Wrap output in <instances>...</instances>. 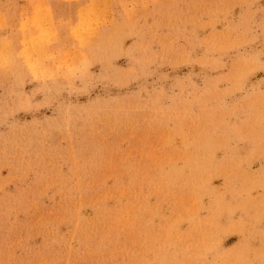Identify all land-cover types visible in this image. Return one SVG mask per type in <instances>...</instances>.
Returning <instances> with one entry per match:
<instances>
[{
	"label": "rangeland",
	"instance_id": "rangeland-1",
	"mask_svg": "<svg viewBox=\"0 0 264 264\" xmlns=\"http://www.w3.org/2000/svg\"><path fill=\"white\" fill-rule=\"evenodd\" d=\"M0 264H264V0H0Z\"/></svg>",
	"mask_w": 264,
	"mask_h": 264
}]
</instances>
